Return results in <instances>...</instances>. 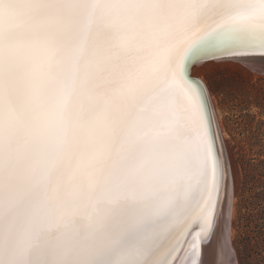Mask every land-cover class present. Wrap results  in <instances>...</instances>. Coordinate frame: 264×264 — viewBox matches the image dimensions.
<instances>
[{
	"label": "snow or ice",
	"instance_id": "snow-or-ice-1",
	"mask_svg": "<svg viewBox=\"0 0 264 264\" xmlns=\"http://www.w3.org/2000/svg\"><path fill=\"white\" fill-rule=\"evenodd\" d=\"M229 60L264 66V0H0V264H214L234 174L192 72Z\"/></svg>",
	"mask_w": 264,
	"mask_h": 264
},
{
	"label": "rangeland",
	"instance_id": "rangeland-1",
	"mask_svg": "<svg viewBox=\"0 0 264 264\" xmlns=\"http://www.w3.org/2000/svg\"><path fill=\"white\" fill-rule=\"evenodd\" d=\"M208 65L194 73L210 85L234 174L235 262L264 264V72L231 60Z\"/></svg>",
	"mask_w": 264,
	"mask_h": 264
},
{
	"label": "bare ground",
	"instance_id": "bare-ground-1",
	"mask_svg": "<svg viewBox=\"0 0 264 264\" xmlns=\"http://www.w3.org/2000/svg\"><path fill=\"white\" fill-rule=\"evenodd\" d=\"M237 59L244 60V59H250V58H237ZM197 66H199V65H196L195 68L193 69V72H192L193 76H196L194 72H195L196 68H198ZM256 69L261 71V72H264V66L258 65L256 67ZM209 94L211 97V104H212V107L214 110L215 119H216L217 127L219 130V134H220V139L223 142L224 137H223V135H221V131L219 129L220 121H219L218 115L216 113L215 105L213 102V97H212L211 93H209ZM234 203H235V199L232 198L230 201L229 211L226 214L228 223L224 226L223 235L214 244V253H213L214 257L212 256V261H214V264H236V262H235L236 251H235L233 244H232V225H231L232 218H233L234 211H235L234 210V205H235ZM196 230H198V228L193 229V234ZM206 243H207V246H206ZM226 243L228 245H230V247L232 249L231 253H229L226 250ZM209 245H210V243L208 244V242H206V241L202 244V246H201V250H202L201 251V259L208 258L207 255H205V254L208 250ZM191 259L192 258L186 254V249H185L184 251H181L180 255L177 257L176 264H190Z\"/></svg>",
	"mask_w": 264,
	"mask_h": 264
},
{
	"label": "water",
	"instance_id": "water-1",
	"mask_svg": "<svg viewBox=\"0 0 264 264\" xmlns=\"http://www.w3.org/2000/svg\"><path fill=\"white\" fill-rule=\"evenodd\" d=\"M206 242H208V244L210 243V245L208 247V250L206 249L207 252H206L205 255H207V257H208V258H206V260L212 261V256L214 257V255H213V253H214V245H213V242H212L211 239L206 240ZM206 246H207V243H206ZM203 259H205V258H203Z\"/></svg>",
	"mask_w": 264,
	"mask_h": 264
}]
</instances>
